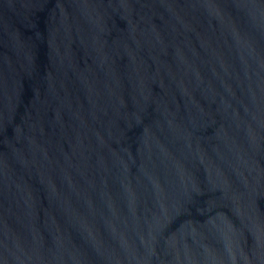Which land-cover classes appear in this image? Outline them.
<instances>
[{
  "label": "water",
  "instance_id": "obj_1",
  "mask_svg": "<svg viewBox=\"0 0 264 264\" xmlns=\"http://www.w3.org/2000/svg\"><path fill=\"white\" fill-rule=\"evenodd\" d=\"M0 264H264V0H0Z\"/></svg>",
  "mask_w": 264,
  "mask_h": 264
}]
</instances>
